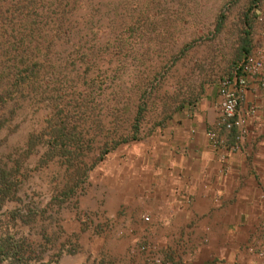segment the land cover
Returning a JSON list of instances; mask_svg holds the SVG:
<instances>
[{
    "label": "rangeland",
    "instance_id": "obj_1",
    "mask_svg": "<svg viewBox=\"0 0 264 264\" xmlns=\"http://www.w3.org/2000/svg\"><path fill=\"white\" fill-rule=\"evenodd\" d=\"M250 2L0 0V264H96L127 165L226 76Z\"/></svg>",
    "mask_w": 264,
    "mask_h": 264
},
{
    "label": "crops",
    "instance_id": "obj_2",
    "mask_svg": "<svg viewBox=\"0 0 264 264\" xmlns=\"http://www.w3.org/2000/svg\"><path fill=\"white\" fill-rule=\"evenodd\" d=\"M260 31L252 25L248 54L264 53ZM246 55L239 47L228 69ZM219 99L218 84L204 85L174 126L148 144V158L127 165L130 189L117 196L126 208L100 232L96 264H264L247 249L264 222V75L250 78L243 92L241 139L238 127L217 125ZM210 129L227 148L211 145Z\"/></svg>",
    "mask_w": 264,
    "mask_h": 264
},
{
    "label": "built area",
    "instance_id": "obj_3",
    "mask_svg": "<svg viewBox=\"0 0 264 264\" xmlns=\"http://www.w3.org/2000/svg\"><path fill=\"white\" fill-rule=\"evenodd\" d=\"M260 32V34L264 35V29ZM261 74L264 75V53H250L243 58L239 67L234 69L232 75L223 77L218 83V93L220 96L218 106L221 117L217 122V125L226 131L238 127L240 129V135L238 138L240 139L245 132V119L238 115L239 104L243 92L247 87L248 80ZM253 110L254 109L252 108L251 111ZM206 137L215 148L228 147V144L215 129L206 131ZM237 147L238 145L236 144L232 145L230 148L235 149ZM143 220L146 222L149 221V216L144 215ZM247 249L257 258L264 260V222L261 224L257 236L252 239Z\"/></svg>",
    "mask_w": 264,
    "mask_h": 264
},
{
    "label": "trees",
    "instance_id": "obj_4",
    "mask_svg": "<svg viewBox=\"0 0 264 264\" xmlns=\"http://www.w3.org/2000/svg\"><path fill=\"white\" fill-rule=\"evenodd\" d=\"M260 3V0H251L249 7L247 8V10L245 11V13L243 14V30H242V40L240 43V52H242V54H248L249 53V37L251 35V30H252V18L257 14L256 9H258V5ZM243 59H241L240 61H238L237 63H235L233 65V68L231 69L229 75H232L234 72V69L239 67V64L242 62ZM63 117L65 118V115H63ZM61 118V119H64ZM136 125L134 126V130H133V135L130 137V139H138V134L140 133V126H139V121L138 119L136 120ZM66 125V122H64ZM67 129H65L64 127H59L57 128L54 133H53V141L50 144L51 148H57L59 145L61 146L62 144L65 143V141L71 140L74 141L76 139V129H68V131H66ZM129 138H124L121 141L125 142L128 141ZM66 145V144H64ZM116 145V142L113 144V146ZM63 146V145H62ZM65 150L62 149V153ZM109 149H105L102 152V155L105 154L106 152H108Z\"/></svg>",
    "mask_w": 264,
    "mask_h": 264
}]
</instances>
